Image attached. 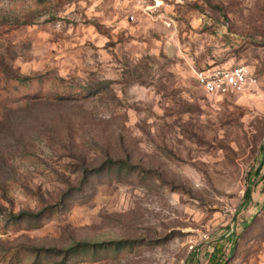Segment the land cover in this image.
Masks as SVG:
<instances>
[{"label":"rangeland","instance_id":"1","mask_svg":"<svg viewBox=\"0 0 264 264\" xmlns=\"http://www.w3.org/2000/svg\"><path fill=\"white\" fill-rule=\"evenodd\" d=\"M235 65L240 93L193 75ZM0 87V209L63 207L0 216V264L114 240L79 264H264V0H0Z\"/></svg>","mask_w":264,"mask_h":264},{"label":"trees","instance_id":"2","mask_svg":"<svg viewBox=\"0 0 264 264\" xmlns=\"http://www.w3.org/2000/svg\"><path fill=\"white\" fill-rule=\"evenodd\" d=\"M7 74L9 75H6L5 79L13 80L14 82L20 84H30L31 82L36 81L39 78L28 75L16 74L12 71ZM101 84H99V87L103 88ZM99 87L92 88V91L90 90L91 92H89L95 93L99 89ZM62 97L66 98L67 96ZM34 98L36 97H33V99ZM118 167L121 168V166ZM86 171L88 172L87 169ZM95 171L96 169L90 170L89 172L92 173ZM246 197H248V194H246ZM62 208V205L59 203V205L53 204L44 206L36 212L19 211L17 213H12L0 209V216L4 218L7 225L17 227V229H20L21 227L26 229H32L40 227L45 220H47L53 214L59 212ZM132 246V241L127 240H114L101 243H89L87 241H78L74 244L68 245L66 248L31 247L20 245L14 248L13 251L9 254L7 264H20L21 257L23 254H27L32 257V261L30 264H46L47 262H53V264H79L85 259H87L89 256H100L101 253L106 255L110 251L118 252L121 249L124 250Z\"/></svg>","mask_w":264,"mask_h":264},{"label":"built area","instance_id":"3","mask_svg":"<svg viewBox=\"0 0 264 264\" xmlns=\"http://www.w3.org/2000/svg\"><path fill=\"white\" fill-rule=\"evenodd\" d=\"M133 19V17H130ZM193 75L197 85L207 95H228L240 93L256 84L257 79L252 76L248 67L235 65L229 68L203 67L195 68ZM194 249L195 246L190 247ZM196 249L195 252H198Z\"/></svg>","mask_w":264,"mask_h":264}]
</instances>
